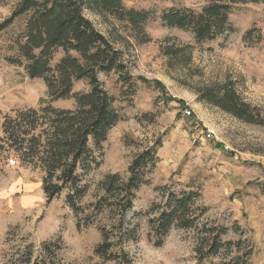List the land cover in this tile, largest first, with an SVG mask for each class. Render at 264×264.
<instances>
[{
  "label": "rangeland",
  "instance_id": "1",
  "mask_svg": "<svg viewBox=\"0 0 264 264\" xmlns=\"http://www.w3.org/2000/svg\"><path fill=\"white\" fill-rule=\"evenodd\" d=\"M16 1L0 0V22ZM122 1L127 7L151 12L144 32L136 34L113 19L87 10L85 15L122 52L131 75L149 83L137 80L128 89L116 80L115 73L98 74L101 86L114 97L122 119L110 129L101 149L94 152L99 163L83 174L82 183L88 189L78 203L87 207L94 202L101 194L98 182L105 174L118 172L126 176L134 155L159 141L158 160L148 173L149 182L135 191L133 206L126 213L128 220L138 223L136 239L121 240L122 252L118 248L110 250V255H118L114 259L97 254L95 249L102 242L97 226L104 224L111 237L119 236V232L106 223L104 216L84 227L79 214L81 226L77 227L65 201L66 191L47 202L42 170L3 146L0 264H26L23 253L27 246L31 250L27 264H226L242 253L223 248L218 258L199 260L196 230L182 228H172L160 246L149 241L148 216L144 213L152 203L161 201L164 186L173 191L186 186L199 189L200 198L193 204L197 214L204 208L199 221L223 226V241L249 238L253 252L246 264H264V125L246 123L199 100V90L230 82L243 101L264 117V2L236 4L229 16L232 30L197 44L189 32L165 26L161 14L172 6L197 9L205 0ZM23 25L22 16L0 32V140L5 115L38 108L50 100L42 79L29 78L22 67L5 59ZM182 43L193 46L192 59L188 64L171 65L161 47ZM62 55L59 49L52 64ZM88 89L85 80L73 86L75 92ZM51 104L75 108L73 98L53 100ZM209 130L214 133L210 138L206 136ZM12 159L16 164H10ZM44 241L54 243L57 248L53 253L43 252Z\"/></svg>",
  "mask_w": 264,
  "mask_h": 264
},
{
  "label": "trees",
  "instance_id": "2",
  "mask_svg": "<svg viewBox=\"0 0 264 264\" xmlns=\"http://www.w3.org/2000/svg\"><path fill=\"white\" fill-rule=\"evenodd\" d=\"M244 2L264 0H205L197 9L172 6L163 10L161 21L167 27L189 32L197 44L209 42L232 30L229 16L236 4ZM86 10L113 19L136 34L144 32V24L151 16L149 10L127 7L122 0H17L10 14L0 22L1 32L17 18L24 17L23 28L13 38L5 59L22 67L29 78L42 79L50 98L38 108L18 109L14 116H4L0 149L6 146L20 160L42 170V190L47 202L66 191L65 201L74 213L77 227L81 226L79 214L83 216L84 227L94 225L98 216H104L119 236L111 237L104 224L98 225L102 242L95 252L114 259L118 255H110V250L118 248L122 252L121 240L136 239L138 223L128 220L126 213L133 206L135 191L149 182L148 173L156 165L160 143L135 154L126 176L118 172L105 174L98 182L99 197L87 207L79 205L88 189L82 183V176L98 165L94 152L101 149L110 129L122 119L114 97L101 86L98 74L115 73L116 80L128 89L137 80L149 83L143 77L131 75L122 52L95 27L85 15ZM59 49L63 55L52 64ZM192 49L190 43L161 47L171 65L188 64ZM80 80L87 81L89 89L73 91L74 83ZM199 93L200 101L218 106L246 123L264 125V117L243 101L230 82L206 86ZM66 98L74 99L75 108L51 104L53 100ZM161 190V201L152 203L144 213L148 216V240L155 246L163 244L172 228L196 230L195 252L199 260L218 258L223 248H233L242 253L231 257L226 264L248 262L253 252L249 238L223 241L226 232L223 226L199 221L204 208L199 214L193 208L200 198L199 189L186 186L173 191L164 186ZM42 246L47 254L57 248L51 241H44ZM26 249L23 254L27 264L30 246Z\"/></svg>",
  "mask_w": 264,
  "mask_h": 264
},
{
  "label": "built area",
  "instance_id": "3",
  "mask_svg": "<svg viewBox=\"0 0 264 264\" xmlns=\"http://www.w3.org/2000/svg\"><path fill=\"white\" fill-rule=\"evenodd\" d=\"M190 110L189 109H184V113L185 114H190ZM213 132L211 131V130H209L208 132H207V134H206V136L208 137V138H210V137H212L213 136ZM10 162V164H16V160L15 159H12V160H10L9 161Z\"/></svg>",
  "mask_w": 264,
  "mask_h": 264
}]
</instances>
